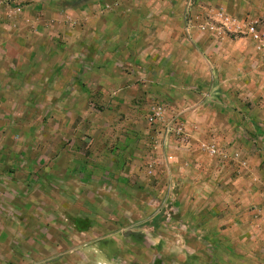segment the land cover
<instances>
[{
  "label": "crops",
  "instance_id": "1",
  "mask_svg": "<svg viewBox=\"0 0 264 264\" xmlns=\"http://www.w3.org/2000/svg\"><path fill=\"white\" fill-rule=\"evenodd\" d=\"M21 2L0 6V264H264V52L200 30L217 8L264 30V0Z\"/></svg>",
  "mask_w": 264,
  "mask_h": 264
},
{
  "label": "built area",
  "instance_id": "2",
  "mask_svg": "<svg viewBox=\"0 0 264 264\" xmlns=\"http://www.w3.org/2000/svg\"><path fill=\"white\" fill-rule=\"evenodd\" d=\"M0 6L4 7L5 17L7 19L15 18L22 13L21 0H0ZM207 12L214 17V20L209 21L207 17L204 19V25L200 30H207L209 33L217 36L222 33H229L231 35H245L255 44L256 51L264 52V30L258 19H244L242 24H239L234 18L229 17L221 8L207 10ZM164 109L160 105H153L149 109L146 122L148 125H157L169 132L176 139H179L182 134V126L176 117L165 123L163 119ZM210 156L216 155V150L213 146L206 148ZM220 159L224 160L225 156L220 154ZM151 166H148V169ZM149 171V170H148Z\"/></svg>",
  "mask_w": 264,
  "mask_h": 264
},
{
  "label": "rangeland",
  "instance_id": "3",
  "mask_svg": "<svg viewBox=\"0 0 264 264\" xmlns=\"http://www.w3.org/2000/svg\"><path fill=\"white\" fill-rule=\"evenodd\" d=\"M34 121V120H33ZM16 138L18 139V137L16 136ZM22 140L21 141H19V144H20V146H21V149H20V151H23V153L24 154H26V158L27 157H30V158H33L35 155H36V153L37 152H39V150L41 149V147H42V143H38L36 140H31V137H29L28 139L26 138V136L25 135H23V138H21ZM74 143H71V145H73ZM62 146H63V144H61ZM75 146V145H74ZM81 148L80 149H75L74 148V151L75 152H78L80 155H83V156H86L87 154H89V152H90V150L91 149H87V150H85L84 149V144H80L79 145ZM65 147L63 146V149H64ZM48 149L46 148V151H45V153H44V155L45 156H47V154H48ZM27 161V159H21L20 160V162H21V164H18V166H25V162ZM46 164H47V162H46ZM34 167H37V165H34ZM34 167H32L33 169H34ZM112 177L113 176H109V179H112ZM94 180V179H93ZM125 180H128V179H125ZM70 188H73V190H71L70 192H71V199H74L78 204H79V197L81 196V194H82V190L83 189H80V188H82V187H80V186H77V185H72V186H69ZM79 187V188H78ZM127 188L125 189V190H123L121 193L122 194H125V195H127ZM58 193H60V192H58ZM137 195H138V197L140 196L141 198H143L144 196L143 195H139V193H137ZM60 196V198H64L62 195H59ZM128 197H129V195H128ZM96 199V198H95ZM89 209V213L90 214H98L99 212H101L102 211V209L101 208H98V207H95V206H92V207H89L88 208ZM72 210H73V214H76V213H81V209H80V207L78 206V207H75L74 205H73V208H72ZM108 210H110L111 211V209H108ZM88 213V214H89ZM107 213V212H106Z\"/></svg>",
  "mask_w": 264,
  "mask_h": 264
}]
</instances>
